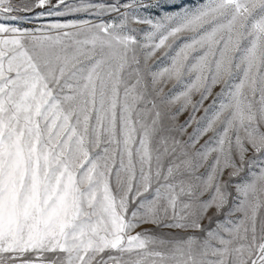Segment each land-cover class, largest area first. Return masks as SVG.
Wrapping results in <instances>:
<instances>
[{
  "label": "snow or ice",
  "instance_id": "1",
  "mask_svg": "<svg viewBox=\"0 0 264 264\" xmlns=\"http://www.w3.org/2000/svg\"><path fill=\"white\" fill-rule=\"evenodd\" d=\"M0 264H264V0H0Z\"/></svg>",
  "mask_w": 264,
  "mask_h": 264
},
{
  "label": "rangeland",
  "instance_id": "2",
  "mask_svg": "<svg viewBox=\"0 0 264 264\" xmlns=\"http://www.w3.org/2000/svg\"><path fill=\"white\" fill-rule=\"evenodd\" d=\"M169 87H171V84H169Z\"/></svg>",
  "mask_w": 264,
  "mask_h": 264
}]
</instances>
